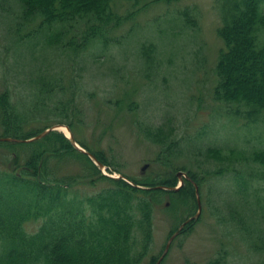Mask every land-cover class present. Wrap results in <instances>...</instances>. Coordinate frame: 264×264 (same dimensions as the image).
<instances>
[{"label": "rangeland", "instance_id": "1", "mask_svg": "<svg viewBox=\"0 0 264 264\" xmlns=\"http://www.w3.org/2000/svg\"><path fill=\"white\" fill-rule=\"evenodd\" d=\"M138 1L134 8L130 1L116 3L121 15L139 8L130 19L111 30L110 36L117 38L118 43L109 44L102 52L94 46L86 48L74 57L73 64H67L64 57L44 49L39 40L17 41L15 24H10L8 17L16 16L20 5L17 0H0V92L8 90L12 99L20 103L35 90L31 81L39 67L46 74L61 73L64 84L75 77L79 88L72 99L75 113L66 122H58L63 111L56 105L53 112L40 111V124L65 125L74 140L100 150L110 165L99 168L90 159L103 175L122 176L134 183L132 179L167 174L169 168L158 160L162 152L159 140L161 136L165 140L167 135L179 142L170 156L172 166L186 168L171 173L176 177L174 186L179 185L181 178L182 182L190 178L187 170L209 172L220 167V162L236 161V166L252 176L244 195L234 192L227 176L207 177L196 184L199 211L195 196L192 204L169 192L161 195L154 205L153 240L141 264H147L150 256L159 257L181 224L180 232L158 264H203L220 254L226 255L224 264H253L258 257L253 252L256 249L246 241V234L252 233V226L259 219L255 212H260L264 205V175L255 174L257 164L250 156L253 147H264V122L244 124L245 118L234 115L230 105L212 98L217 78L214 67L222 47L217 32L221 25V0ZM183 10L189 11L194 24L181 25L182 18L179 20L176 14ZM37 23L35 20L18 25L23 27L20 33ZM26 45L38 46L29 51ZM39 55L46 56V61ZM70 70L71 75L67 76ZM238 129L243 130L240 137L235 135ZM54 131L67 136L60 128ZM212 145L239 150L225 147L207 152ZM8 153L0 149V156H14L18 152ZM217 156H223L222 160ZM80 168V161L73 159L57 171L83 176L86 168ZM178 171L185 176L179 178ZM104 183L99 181L95 187ZM78 187L94 189L87 183ZM263 221L259 219L264 229ZM37 224L30 221L26 228L34 231Z\"/></svg>", "mask_w": 264, "mask_h": 264}, {"label": "trees", "instance_id": "2", "mask_svg": "<svg viewBox=\"0 0 264 264\" xmlns=\"http://www.w3.org/2000/svg\"><path fill=\"white\" fill-rule=\"evenodd\" d=\"M118 1L17 0L20 8L12 16L14 23L8 18L10 24H15L17 41L39 40L44 49L73 64L74 57L86 48L94 46L102 52L109 44L118 43L117 38L110 36L111 30L139 9L121 15L116 10ZM126 1L132 2V8L139 4L138 0ZM219 7L221 25L217 32L222 47L214 67L217 78L212 98L230 105L234 115L245 118L244 124L264 122V0H221ZM176 16L179 20L182 18L181 25L194 24L187 10ZM35 20L38 23L34 28L20 33L23 27L18 25ZM36 46L27 48L30 51ZM41 56L38 58L46 61L47 57ZM42 71L39 67L31 81L35 90L23 102L13 100L6 89L0 92V137L33 138L48 127L40 124V111L53 112L56 105L63 111L58 122H66L75 113L72 99L79 89L75 77L64 84L61 73ZM70 75L71 70L67 76ZM240 131L243 132L236 131L235 135L240 137ZM148 134L158 137L152 132ZM159 141L162 152L158 160L169 168L167 174L132 179L135 186L120 177L101 174L86 153L54 130L28 141L0 140V149L18 152L14 156H0V264H141L153 240L154 205L163 193L194 203L193 182L198 185L207 177L227 176L235 193L246 194L251 173L230 160L226 164L220 162V167L209 172L187 170L190 178L184 179L177 190L154 188L174 186L176 177L171 173L180 168L173 167L170 158L179 142L171 135L165 140L161 136ZM76 142L97 161L110 165L100 150L90 148L84 141ZM225 147L231 148L212 145L207 147V152ZM252 149L250 159L257 164L255 174L262 176L264 147ZM222 158L217 156L219 161ZM73 159L80 161L86 174L57 171ZM102 180L105 183L95 187ZM86 183L94 189L78 187ZM255 213L260 221L264 220V205ZM238 219L242 221V217ZM259 219L252 226V233L246 234V241L256 249L253 252L258 257L253 264H264V229ZM30 221L38 222L34 231L26 228ZM149 258L147 264L158 260L157 256ZM225 261L226 255L220 254L203 264H224Z\"/></svg>", "mask_w": 264, "mask_h": 264}, {"label": "water", "instance_id": "3", "mask_svg": "<svg viewBox=\"0 0 264 264\" xmlns=\"http://www.w3.org/2000/svg\"><path fill=\"white\" fill-rule=\"evenodd\" d=\"M61 126H64V127L68 130V132H69V134H68V135H69V136H68V137H69V140H70V142L72 143V145H73L74 147H76V148L79 149L80 151L86 153L91 159H93L94 161H96V164L98 165L99 168L103 166V164H102L101 162L97 161L96 158H95L91 153L85 151L83 148H81L79 145H77V143H76V142L74 141V139H73L72 133L69 131L68 127L65 126V125L56 124L55 126H52V127H49V128H47V129L43 130V131L40 132L38 135H36V136H34L33 138H30V139L20 140V139L9 138V137H0V140L28 141V140H32V139L39 138V137L45 135L47 132H49V131H51V130H55L56 128H59V127H61ZM146 166H147V164H145L144 166H142V170H143ZM176 175H177L179 178H181V175H184V173L181 172V171H178ZM184 176H185V175H184ZM116 177H120V176H116ZM121 177H122V176H121ZM129 183H131V182H129ZM182 183H183V182H182V178H181L180 181H179V185L172 186V187H165V186H161V185H160V186H155L154 188H165V189L177 190V189L182 185ZM131 184L136 186V184H133V183H131ZM193 184H194V187H195V198H196L197 207H198V211H199V210H200V199H199V195H198V189H197V185H196V183L193 182ZM197 215H198V213H197L195 216H197ZM190 219H191V218H189L187 221H189ZM181 228H182V224L179 226L178 230L175 231V232L170 236V238L168 239L167 243L165 244V248H164L162 254L158 257V260H157V262H156L155 264H158V263L160 262V260L162 259V257L165 255V253H166V251H167V249H168V246H169L170 242H171L172 239L178 234V232H179V230H181Z\"/></svg>", "mask_w": 264, "mask_h": 264}, {"label": "bare ground", "instance_id": "4", "mask_svg": "<svg viewBox=\"0 0 264 264\" xmlns=\"http://www.w3.org/2000/svg\"><path fill=\"white\" fill-rule=\"evenodd\" d=\"M62 131L65 132V134L68 136L69 132L65 127H59Z\"/></svg>", "mask_w": 264, "mask_h": 264}, {"label": "flooded vegetation", "instance_id": "5", "mask_svg": "<svg viewBox=\"0 0 264 264\" xmlns=\"http://www.w3.org/2000/svg\"><path fill=\"white\" fill-rule=\"evenodd\" d=\"M179 232H180V230H179ZM179 232H178V233H179Z\"/></svg>", "mask_w": 264, "mask_h": 264}]
</instances>
